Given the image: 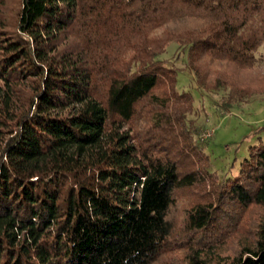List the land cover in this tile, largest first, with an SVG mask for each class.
Here are the masks:
<instances>
[{
  "label": "trees",
  "instance_id": "1",
  "mask_svg": "<svg viewBox=\"0 0 264 264\" xmlns=\"http://www.w3.org/2000/svg\"><path fill=\"white\" fill-rule=\"evenodd\" d=\"M171 42L264 97V0H0V264H264V141L209 169Z\"/></svg>",
  "mask_w": 264,
  "mask_h": 264
},
{
  "label": "rangeland",
  "instance_id": "2",
  "mask_svg": "<svg viewBox=\"0 0 264 264\" xmlns=\"http://www.w3.org/2000/svg\"><path fill=\"white\" fill-rule=\"evenodd\" d=\"M177 69V89L192 94L194 114L188 119L195 122V139L198 146L209 156V169L225 180L236 175L239 162L247 156L250 146L264 141V97L255 96L247 103L229 108L220 107L222 89L207 91L196 85L194 75L183 68L186 51L171 42L159 56ZM258 67L264 71V63ZM211 133L210 137H205Z\"/></svg>",
  "mask_w": 264,
  "mask_h": 264
},
{
  "label": "clouds",
  "instance_id": "3",
  "mask_svg": "<svg viewBox=\"0 0 264 264\" xmlns=\"http://www.w3.org/2000/svg\"><path fill=\"white\" fill-rule=\"evenodd\" d=\"M187 24H188L189 27L195 28L197 26L204 25L205 21L204 20H199V19H196V18H190V19H188Z\"/></svg>",
  "mask_w": 264,
  "mask_h": 264
},
{
  "label": "built area",
  "instance_id": "4",
  "mask_svg": "<svg viewBox=\"0 0 264 264\" xmlns=\"http://www.w3.org/2000/svg\"><path fill=\"white\" fill-rule=\"evenodd\" d=\"M210 136H211V133H206L205 137H210Z\"/></svg>",
  "mask_w": 264,
  "mask_h": 264
}]
</instances>
